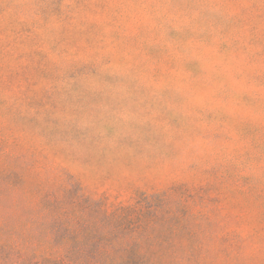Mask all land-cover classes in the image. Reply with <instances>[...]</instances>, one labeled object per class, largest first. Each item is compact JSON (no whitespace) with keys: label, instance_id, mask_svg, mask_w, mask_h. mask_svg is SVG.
<instances>
[{"label":"rangeland","instance_id":"rangeland-1","mask_svg":"<svg viewBox=\"0 0 264 264\" xmlns=\"http://www.w3.org/2000/svg\"><path fill=\"white\" fill-rule=\"evenodd\" d=\"M264 264V0H0V264Z\"/></svg>","mask_w":264,"mask_h":264},{"label":"trees","instance_id":"trees-1","mask_svg":"<svg viewBox=\"0 0 264 264\" xmlns=\"http://www.w3.org/2000/svg\"><path fill=\"white\" fill-rule=\"evenodd\" d=\"M44 264H64L63 260L44 261Z\"/></svg>","mask_w":264,"mask_h":264}]
</instances>
